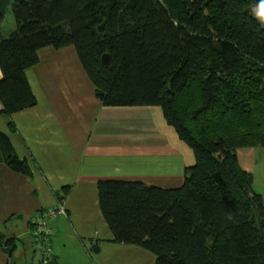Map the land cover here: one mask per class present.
Here are the masks:
<instances>
[{
    "label": "trees",
    "instance_id": "16d2710c",
    "mask_svg": "<svg viewBox=\"0 0 264 264\" xmlns=\"http://www.w3.org/2000/svg\"><path fill=\"white\" fill-rule=\"evenodd\" d=\"M262 4L0 0V116L14 130L10 116L36 104L25 72L40 48L72 45L103 106L159 107L194 155L176 187L97 182L112 241L146 249L153 264H264L262 195L237 159L239 147H264ZM8 7L14 26L4 30ZM0 163L31 177L1 126ZM11 242L0 231V244Z\"/></svg>",
    "mask_w": 264,
    "mask_h": 264
},
{
    "label": "crops",
    "instance_id": "0c3cea01",
    "mask_svg": "<svg viewBox=\"0 0 264 264\" xmlns=\"http://www.w3.org/2000/svg\"><path fill=\"white\" fill-rule=\"evenodd\" d=\"M38 57L25 72L36 104L10 116L14 130L0 116L17 154L31 167L27 177L0 163V231L13 237L12 245L0 244V264L35 261L28 222L58 202L67 213L49 224L53 264H153L146 249L112 241L97 182L176 187L194 163L192 150L159 107L103 106L72 45L40 48ZM237 159L252 174L264 205V147H239ZM93 245L99 247L95 253Z\"/></svg>",
    "mask_w": 264,
    "mask_h": 264
},
{
    "label": "built area",
    "instance_id": "2783aa9c",
    "mask_svg": "<svg viewBox=\"0 0 264 264\" xmlns=\"http://www.w3.org/2000/svg\"><path fill=\"white\" fill-rule=\"evenodd\" d=\"M66 209L63 202H58L55 207L41 211L36 217L30 219V231L33 240L35 261L31 264H49L53 254L50 243V222L58 215L65 216Z\"/></svg>",
    "mask_w": 264,
    "mask_h": 264
},
{
    "label": "rangeland",
    "instance_id": "374dc122",
    "mask_svg": "<svg viewBox=\"0 0 264 264\" xmlns=\"http://www.w3.org/2000/svg\"><path fill=\"white\" fill-rule=\"evenodd\" d=\"M11 23H14V19H13L12 13H11V9H10V7H8L7 11L5 12V16H4L3 22H2L3 29L4 30L10 29L9 27H10Z\"/></svg>",
    "mask_w": 264,
    "mask_h": 264
},
{
    "label": "clouds",
    "instance_id": "9594fccd",
    "mask_svg": "<svg viewBox=\"0 0 264 264\" xmlns=\"http://www.w3.org/2000/svg\"><path fill=\"white\" fill-rule=\"evenodd\" d=\"M255 16H256V18L258 19V21H259L261 24H264V14H262L261 11H260V12H256V13H255ZM28 224H29V228H30V227H31V226H30V220H29ZM31 236H32V235H31ZM32 244H33V240H32ZM29 264H31V263H29Z\"/></svg>",
    "mask_w": 264,
    "mask_h": 264
},
{
    "label": "water",
    "instance_id": "95a60500",
    "mask_svg": "<svg viewBox=\"0 0 264 264\" xmlns=\"http://www.w3.org/2000/svg\"><path fill=\"white\" fill-rule=\"evenodd\" d=\"M102 60H103V62L108 63V61H109L108 55H103Z\"/></svg>",
    "mask_w": 264,
    "mask_h": 264
},
{
    "label": "snow or ice",
    "instance_id": "6c2138e0",
    "mask_svg": "<svg viewBox=\"0 0 264 264\" xmlns=\"http://www.w3.org/2000/svg\"><path fill=\"white\" fill-rule=\"evenodd\" d=\"M261 13L264 14V4L261 5Z\"/></svg>",
    "mask_w": 264,
    "mask_h": 264
}]
</instances>
